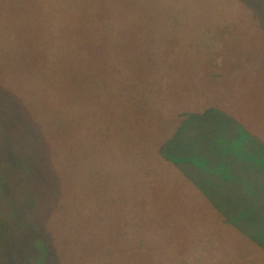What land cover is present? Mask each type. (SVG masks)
Instances as JSON below:
<instances>
[{"label": "rangeland", "instance_id": "obj_1", "mask_svg": "<svg viewBox=\"0 0 264 264\" xmlns=\"http://www.w3.org/2000/svg\"><path fill=\"white\" fill-rule=\"evenodd\" d=\"M263 11L0 0V264H264ZM82 46L144 92L102 65L68 77Z\"/></svg>", "mask_w": 264, "mask_h": 264}, {"label": "trees", "instance_id": "obj_2", "mask_svg": "<svg viewBox=\"0 0 264 264\" xmlns=\"http://www.w3.org/2000/svg\"><path fill=\"white\" fill-rule=\"evenodd\" d=\"M264 13V11H263ZM255 36V35H254ZM260 36V35H259ZM194 38V37H193ZM210 46L215 47V45H218V40L217 39H213L214 37H210ZM241 38L243 39H250L252 42H254V40H257L256 37L253 36H241ZM213 43V44H211ZM157 46H160V44H158ZM80 51L79 52H73V51H69L67 53V57L70 58L72 60V64H75L78 66V71L76 73L72 72V71H68V77H79V75H81V81L82 82H90L91 79V73H92V69L94 71V69L99 66L102 65L103 69L101 72L106 73L107 75H111L113 78L116 79H122L123 81V85L120 87L122 89H124L126 92L129 93V91H134L136 94L141 95L144 92V87H146L145 85H139L141 87H136L134 90L129 86V84H124V82L126 81L127 77L123 76L121 73L123 72L122 70V66L118 65L117 61L119 60V58L117 57H109L110 55L108 54V51L102 49L100 51L96 50L100 49V47H98L97 49H93V48H86L85 46L80 47ZM215 50V49H214ZM264 52V51H263ZM215 58L213 61H210V68H214L216 66L215 64ZM103 62L104 65H103ZM69 64V63H68ZM111 65V69L109 68V65ZM108 65V67H106ZM80 66H81V72H80ZM216 68H218V66H216ZM97 70V68H96ZM128 70V69H127ZM135 69H133L134 71ZM137 70V69H136ZM154 68H146L145 75L148 74V71H154ZM89 71H90V76L87 78L84 75H89ZM158 72L165 74L166 75V81H164L162 83L163 87L167 86V82H168V78L170 76V74L160 70H157ZM96 75V74H95ZM147 85H149V83H147ZM152 85V84H150ZM85 89H89V87L86 86ZM130 95V93H129ZM131 96V95H130ZM143 104H145V101H142ZM211 107L213 106L212 104L210 105ZM190 123H193L192 121H190ZM244 124V123H243ZM246 126H248V124L246 123ZM244 129H246L245 125H244ZM195 136H193V141H194V146L196 148V150L204 156H211L214 157L216 160L221 161V157H222V138L217 139V141L221 142L220 147L218 145H216L215 143L212 142H206V140H214V132L213 131H207V132H194ZM203 137H206V140H203ZM83 140L86 141V137H83ZM263 216L260 214H256L255 219L257 221V223H263L262 221Z\"/></svg>", "mask_w": 264, "mask_h": 264}]
</instances>
